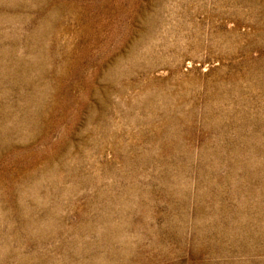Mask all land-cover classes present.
<instances>
[{"label":"rangeland","instance_id":"obj_1","mask_svg":"<svg viewBox=\"0 0 264 264\" xmlns=\"http://www.w3.org/2000/svg\"><path fill=\"white\" fill-rule=\"evenodd\" d=\"M0 264H264V0H0Z\"/></svg>","mask_w":264,"mask_h":264}]
</instances>
